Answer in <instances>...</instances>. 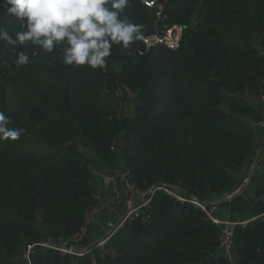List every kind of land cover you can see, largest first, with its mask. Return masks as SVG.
Returning a JSON list of instances; mask_svg holds the SVG:
<instances>
[{
  "label": "trees",
  "instance_id": "16d2710c",
  "mask_svg": "<svg viewBox=\"0 0 264 264\" xmlns=\"http://www.w3.org/2000/svg\"><path fill=\"white\" fill-rule=\"evenodd\" d=\"M161 3L159 18L140 0L124 15L144 38L183 26L179 46L114 45L105 70L67 66L59 49L22 47L35 55L17 66L0 40V110L25 130L0 141V264H75L73 254L35 243L68 241L82 228L99 201V164L128 170L142 192L155 190L105 249L95 246L77 264H231L219 251L221 227L164 188L208 199L257 147L264 0ZM8 7L0 0V27L14 35L21 28ZM126 89L136 94L132 115L104 99ZM235 253L237 264H264V216L236 224Z\"/></svg>",
  "mask_w": 264,
  "mask_h": 264
},
{
  "label": "clouds",
  "instance_id": "9594fccd",
  "mask_svg": "<svg viewBox=\"0 0 264 264\" xmlns=\"http://www.w3.org/2000/svg\"><path fill=\"white\" fill-rule=\"evenodd\" d=\"M7 14L21 30L11 35L0 27V40L15 52V64L33 62L35 52L17 48L38 49L50 54L60 50L67 66H87L105 70L114 45L128 49L144 39L142 25L124 15L130 0H5ZM11 117L0 110V141L18 140L23 128L10 127Z\"/></svg>",
  "mask_w": 264,
  "mask_h": 264
},
{
  "label": "built area",
  "instance_id": "2783aa9c",
  "mask_svg": "<svg viewBox=\"0 0 264 264\" xmlns=\"http://www.w3.org/2000/svg\"><path fill=\"white\" fill-rule=\"evenodd\" d=\"M140 1L149 8H157L156 15L158 18L161 17L163 7L161 0ZM183 30V26L176 25L174 27L168 28L164 33L157 32L156 34L147 35L145 36L144 41L147 46L164 45L168 48L175 49L179 46ZM257 103L262 106L264 112V93L257 99ZM260 126L262 129V134L264 136V117L260 122ZM105 180L110 188V194L101 197L98 203L88 211L82 228L78 232H76L68 241L43 244V246L56 248L62 252L77 254L80 256L83 250L79 248V246H81L82 240L89 234L96 215L105 209L112 208L120 200L122 183L124 184L127 193V204L129 206L128 210H130L127 219L133 217L142 208L149 206L151 197L144 198L143 200L135 204L136 200L139 197H144L148 191L142 192L130 183V172L128 170L119 168L113 172L108 173L105 176ZM164 189L181 201H190L192 204L203 211L204 218L206 220L212 221L221 227L219 249L220 254L225 257L231 264H237V257L235 253V226L238 223H247L249 221L237 222L229 219H224L221 216L220 204L217 200L201 199L196 195H192L190 198H186L180 193H174L169 188ZM124 222L120 225V227L124 224ZM103 244L104 243L102 242L99 245ZM33 245H29L28 252Z\"/></svg>",
  "mask_w": 264,
  "mask_h": 264
},
{
  "label": "crops",
  "instance_id": "0c3cea01",
  "mask_svg": "<svg viewBox=\"0 0 264 264\" xmlns=\"http://www.w3.org/2000/svg\"><path fill=\"white\" fill-rule=\"evenodd\" d=\"M258 133V145L244 163L233 171L230 184L226 190L216 195L207 196L217 200L220 204L221 216L237 222L251 221L264 216V136L260 124H255ZM110 173L103 165L96 169L94 187L97 197L110 194V188L105 176ZM127 193L121 184L120 200L112 207L96 215L87 235L88 244H81L86 250L92 244L104 246L112 236L109 235L113 227L120 221L128 210ZM103 245H99L100 243Z\"/></svg>",
  "mask_w": 264,
  "mask_h": 264
},
{
  "label": "rangeland",
  "instance_id": "374dc122",
  "mask_svg": "<svg viewBox=\"0 0 264 264\" xmlns=\"http://www.w3.org/2000/svg\"><path fill=\"white\" fill-rule=\"evenodd\" d=\"M193 25H195V20L193 22ZM103 94H104L105 100L110 101L115 107L122 109L125 112V114L132 115L134 113V108L136 104V100H135L136 94L135 93L126 89L125 91L120 90L114 95L106 94L105 92H103ZM79 145H80L81 151H83L84 153L89 154V155L93 154L89 148H85L80 143ZM173 192L179 194L178 191H173ZM79 248H81V246H79ZM101 248L105 249L104 246H101ZM73 255L75 258L74 262L75 264H77V258L79 257V255L77 254H73Z\"/></svg>",
  "mask_w": 264,
  "mask_h": 264
},
{
  "label": "water",
  "instance_id": "95a60500",
  "mask_svg": "<svg viewBox=\"0 0 264 264\" xmlns=\"http://www.w3.org/2000/svg\"><path fill=\"white\" fill-rule=\"evenodd\" d=\"M161 1H162V0H161ZM154 190H155V186L152 187V188H150V190L147 192V194H146L144 197H139V198L136 200L135 204L138 203L139 201L143 200L144 198L151 197V195H152V193L154 192ZM135 204H134V205H135ZM129 211H130V210H127V212H126V213L124 214V216L120 219V221H119V222L113 227V229L111 230V232H110L109 235H113V234L119 229L120 225H121V224L127 219L128 214H129ZM52 243H54L53 240H51V239H49V238H45V239H42V240L36 242L35 244H41V245H43V244H52ZM97 245H98V244H92V245L89 246L86 250H83L81 255H83L85 252H88L89 250H91L92 248H94V247L97 246ZM26 247H27V245H26ZM81 255H80V256H81Z\"/></svg>",
  "mask_w": 264,
  "mask_h": 264
}]
</instances>
